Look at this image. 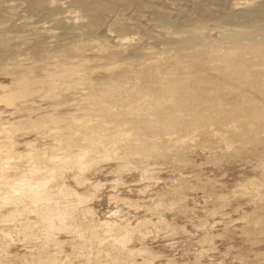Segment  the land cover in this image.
I'll use <instances>...</instances> for the list:
<instances>
[{"label":"bare ground","instance_id":"1","mask_svg":"<svg viewBox=\"0 0 264 264\" xmlns=\"http://www.w3.org/2000/svg\"><path fill=\"white\" fill-rule=\"evenodd\" d=\"M263 145L264 0H0V264H264ZM191 148L210 164L259 155L260 175L227 192L254 210L231 217L228 187L203 174L172 181L170 204L119 186L92 206L107 161L159 182V165L200 164ZM188 190L207 194L206 218L167 216L193 212Z\"/></svg>","mask_w":264,"mask_h":264},{"label":"rangeland","instance_id":"2","mask_svg":"<svg viewBox=\"0 0 264 264\" xmlns=\"http://www.w3.org/2000/svg\"><path fill=\"white\" fill-rule=\"evenodd\" d=\"M138 18H140V17H138ZM35 139H34V138ZM43 138H39L38 139V144L39 145H47L46 143H49L50 144V142H51V138L48 140V138L49 137H47L46 135L45 136H42ZM33 138V140H36V136H31V138L30 139H32ZM46 140H45V139ZM45 141V143H44V141ZM41 142V144H40V142ZM47 141H50V142H47ZM43 145H42V147H43ZM44 148V147H43ZM254 148H255V146H254ZM256 148L258 149V150H260V152L262 153V155L264 156V145L263 146H256ZM22 149H24V148H22ZM195 149L196 148H194V150H192V148L190 149V154L192 155V159H194V161H195V164L197 163V164H199V165H193V166H190V169H187V168H189V166H186V169L185 168H182V170H180V169H177V166H175L174 164H172L171 163V165H168V164H166L165 166L163 165H159L157 168L158 169H153L152 171L153 172H157V175L161 178V176L163 177V178H161V182L159 181H156V180H150V181H146V180H144L143 178H142V175H141V172H140V170H138V171H136L134 168V172H133V169H131L130 171L129 170H125V171H123V174H122V172L120 173L121 174V178L120 177H118V175H115L114 176V174H110L109 172L111 171V169H109L108 167H113V168H116V163H114V161H111V163H109L110 161H107L106 162V164L107 165H105V163H104V168H106V170L107 171H105V174H107V176L106 175H101L100 176V179H103L104 181H106V182H109V183H107L108 185H104L105 186V188L103 187V189H102V196L100 195L98 198H96L94 201H92V206H95L97 209H101V210H103L104 208H106V207H109L111 204H110V201H109V197H110V195L111 194H115V193H119L120 191H121V193L123 192V194L125 193L128 197H130V198H132L133 197V199H137L138 198V200H140V198H142L141 199V201L143 202V205H153L154 203H155V201L154 200H156L158 197L157 196H155V194L157 195V193L158 192H160L161 191V193L159 194V195H164V196H162L160 199L161 200H163V199H165V197H166V199H165V201L167 200V202L165 203V204H170V203H168V202H171L170 200H173V201H175L176 200V195H171V193H173V187L174 186H176L177 184L176 183H179L180 182V178H182L183 176L184 177H187L188 176V179H189V182H190V184L191 185H195L196 183H197V180H196V178L198 177L197 175L199 174H203L202 175V177L203 178H207V177H209L210 176V178H215V177H217V179H218V181H220L219 182V185L220 186H218V190H219V188L221 189V185H222V183H223V181H227V182H224V183H230V184H224L223 185V187H222V189H221V191L219 190H217V192H219V193H223V190H225V188H227V191L225 190V193H227V192H229V191H233L232 189H235L234 187L235 186H233V185H235V184H233L234 182H236V183H238L240 180H241V178L242 179H244V178H246V177H258L259 175H260V173H259V169L260 170H262V168H263V163L262 162H260V160H259V155H257V154H254V153H250V154H245V156L243 157V158H241V157H237V158H233V159H230L229 160V162L226 160L225 162H223V163H220V164H210V163H207V158H206V154L208 153V155L210 156V155H213L209 150H205V151H202V149H200V148H197V152L195 151ZM204 150V149H203ZM196 153H195V152ZM207 151V152H206ZM204 152H206V153H204ZM211 153V154H210ZM191 155H190V157H191ZM244 155V154H243ZM208 157V156H207ZM207 159V160H206ZM202 163V164H201ZM207 163V164H206ZM262 163V164H261ZM205 164V165H204ZM260 164V165H259ZM201 165H204V167L203 166H201ZM106 166V167H105ZM161 166H162V168H161ZM168 166V167H167ZM195 166L197 167V168H195ZM160 167V168H159ZM185 167V166H184ZM193 167V168H192ZM203 167V168H202ZM261 167V168H260ZM173 168V169H172ZM256 168H257V170H256ZM161 169V170H160ZM172 169V170H171ZM174 169H176V170H178V171H175ZM161 172H160V171ZM186 170V171H185ZM163 171V172H162ZM193 171V172H192ZM195 171V172H194ZM126 172V173H125ZM130 172V173H129ZM137 172H139V173H137ZM160 172V173H159ZM171 172H172V174H171ZM184 172V173H183ZM196 172H197V174H196ZM200 172V173H199ZM223 172V173H222ZM227 172H228V174H227ZM230 172V173H229ZM256 172H258V174L256 173ZM133 173V174H132ZM207 173V174H206ZM215 173V174H214ZM226 173V174H225ZM169 174H171V175H169ZM188 174V175H187ZM223 176H222V175ZM224 174H225V176H224ZM249 174V175H248ZM68 175V176H67ZM66 176H67V178L68 179H66L65 181L67 182V184H70L72 187H75V188H77V189H79V187L81 186V185H77L78 183L75 181V180H73V178H71L72 177V174L71 173H68ZM110 175V176H109ZM209 175V176H208ZM243 177H242V176ZM69 176H70V178H69ZM114 176V177H113ZM117 176V177H116ZM126 176V177H125ZM190 176H191V179H190ZM196 176V177H195ZM213 176V177H212ZM220 176H222V177H220ZM230 176V177H229ZM231 176H233V177H231ZM245 176V177H244ZM124 177V178H123ZM142 179H141V178ZM192 177H194V180H192L193 178ZM224 177V179H221V178H223ZM227 179H226V178ZM237 177V178H236ZM123 178V179H122ZM172 178H173V180H172ZM220 178V179H219ZM231 178H233V180L231 179ZM238 178H240L239 179V181H238ZM115 179H117L119 182H120V180L122 179V181L123 180H125V181H121V183H119L117 180V183H115L114 184V181H115ZM140 179V180H139ZM169 179H171V180H169ZM174 179H176V180H174ZM127 180V181H126ZM141 181V182H143V181H146L145 183L143 182V183H141V182H137V181ZM143 180V181H142ZM149 180V179H148ZM168 180V181H167ZM230 180V181H229ZM235 180H237V181H235ZM115 181V182H116ZM164 183H163V182ZM170 181V182H169ZM172 181H175V182H172ZM179 181V182H178ZM192 181V182H191ZM131 182V183H130ZM139 184H137V183ZM155 182L158 184L157 186H158V189H157V187H153V186H156V184H155ZM166 182V183H165ZM222 182V183H221ZM112 183V184H111ZM120 185H119V184ZM129 183V186H127V184ZM175 183V184H174ZM193 183V184H192ZM221 183V184H220ZM114 184V185H113ZM145 184H149V186H150V190H149V188H148V185H145ZM174 184V185H173ZM116 185V186H115ZM144 185H145V187H144ZM153 185V186H152ZM164 185H166V186H164ZM170 186L169 187V189H167V186ZM227 185V186H226ZM232 185V186H231ZM88 185H85V189H86V187H87ZM107 186V187H106ZM113 186V187H112ZM115 186V187H114ZM121 188H120V187ZM153 187V189H152V187ZM161 186V187H160ZM225 186V187H224ZM117 187H119L118 189H119V192H117L118 191V189H117ZM124 187V188H123ZM132 187V188H131ZM81 188L83 189V190H85L84 188H83V186H81L80 187V189L79 190H81ZM129 188H130V190H129ZM142 188H146V190H147V188H148V190H147V192L145 193V195L143 194V192H141V189ZM163 188V189H162ZM172 188V189H171ZM224 188V189H223ZM114 189V190H113ZM117 191H116V190ZM162 189V190H161ZM167 189V190H166ZM82 190V191H83ZM113 190V191H112ZM165 190V191H164ZM229 190V191H228ZM116 191V192H115ZM149 191V192H148ZM151 191H153V193H155L156 191H158L157 193H155V194H153ZM164 191V192H163ZM169 191H170V194H169ZM190 191V192H189ZM199 190H196V191H194V193H196V194H193V191H191V190H188V194H189V196L191 197H194V198H191L190 199V201H189V199H188V201H187V203L190 205V207H192L191 208V210H193V212H191L188 216H186V215H183L184 213H180V212H176L177 210H176V208H175V210L176 211H174L173 209L172 210H167L166 212H167V216H171V215H177L178 216V214H179V217L181 216V217H187L188 218V221H190V218L191 217H205L206 218V216H207V214L204 212V209L206 208V207H204V205H205V196H207V194L205 193V191L203 192V191H200V192H198ZM166 192V193H165ZM191 192H192V194H191ZM198 192V193H197ZM132 193V194H131ZM138 193H141V194H143V195H141V194H138ZM148 193V194H147ZM150 193V194H149ZM229 193H231V192H229ZM229 193H227L226 195L227 196H229V195H231V194H229ZM120 194V193H119ZM153 194V195H152ZM197 194H198V196H197ZM203 194V195H202ZM141 195V196H140ZM148 195V196H147ZM166 195V196H165ZM194 195V196H193ZM205 195V196H204ZM151 196V198H153V197H155L153 200L151 199V198H149ZM153 196V197H152ZM167 196H169V198H167ZM173 196V197H172ZM201 196V197H200ZM204 196V197H203ZM234 194L233 195H231L229 198H231L232 197V199H229V200H231V205H229V206H231V207H229V206H227V208L229 209H227V212H229V213H231V217H233V218H240V215H242V213H241V210L242 211H244V210H246V211H249L250 212V210H252V208H253V210H254V204H253V202L251 203L250 202V200L248 199V198H243V196H242V198L241 199H239L240 198V196L239 197H235L236 198V200L235 199H233L234 197ZM102 197H104V198H102ZM148 198V200H147V198ZM175 197V198H174ZM101 200H100V199ZM145 198H146V200H145ZM170 198H172V199H170ZM174 198V199H173ZM99 199V200H98ZM150 199V200H149ZM168 199H170V200H168ZM204 201H203V200ZM239 199V201H237ZM144 200L146 201V203L144 202ZM159 200V199H158ZM160 200V201H161ZM233 200V201H232ZM104 201V202H103ZM109 201V202H108ZM164 200L162 201V202H165ZM172 201V202H173ZM202 201V202H201ZM94 202H95V204H94ZM142 202H141V204H142ZM150 202V203H149ZM153 202V203H152ZM193 202V203H192ZM195 202H197V204L195 203ZM201 202V203H200ZM98 203V204H97ZM235 203H237V204H235ZM247 203H249V205L247 204ZM103 204V205H102ZM201 204V207H202V209H201V207L199 206ZM233 204H235V205H233ZM241 204V205H240ZM253 204V205H252ZM195 205V206H194ZM198 205V206H197ZM203 205V206H202ZM239 205L241 206V207H239ZM247 205V206H246ZM251 205V206H250ZM105 206V207H104ZM239 207V210L238 211H235L234 212V210H235V208L236 207ZM167 207H169V205L167 206ZM193 207H194V209H193ZM198 207V208H197ZM212 207V206H211ZM243 207V208H242ZM244 207L246 208V209H244ZM163 209H164V207H162ZM196 208H197V210H196ZM162 209V210H163ZM199 209V210H198ZM241 209V210H240ZM250 209V210H249ZM101 210H99V212L101 211ZM195 210V211H194ZM203 210V212H200L199 213V211H202ZM232 210H233V213H232ZM252 210V211H253ZM260 210V209H259ZM145 209L143 208V210H140V212L138 213L139 215H145L146 216V213H145ZM169 211V212H168ZM147 212V211H146ZM170 212H175V213H171L170 214ZM239 212V213H238ZM197 213V214H196ZM148 214V216H149V218H153V219H155V220H157V218H156V216H151V214L150 213H147ZM198 214H200L199 216H198ZM234 214V215H233ZM197 215V216H196ZM205 215V216H204ZM191 216V217H190ZM219 216V215H218ZM155 217V218H154ZM190 217V218H189ZM181 219L180 221H182L181 222V224H184L185 225V222H187V220L185 221L184 219H187V218H184V219ZM214 218H216V221H220L222 218H218V217H216V215H215V217ZM229 219V218H228ZM185 221V222H184ZM188 223V222H187ZM186 223V224H187ZM193 223L191 222V223H189V225H190V227H192V228H194V225H192ZM188 225V226H189ZM219 227L220 228H222V226L221 225H219L218 226V228L217 229H219ZM3 228H5V227H3ZM64 233V234H63ZM68 235L69 233H66V232H62L59 236L61 237V239H65V240H67V238H68V240L70 239H72L71 238V236L69 237V235L68 236H66V235ZM240 239L241 238H239V240H238V242H240ZM234 240H235V238H234ZM236 240H237V238H236ZM164 243H163V242ZM161 242H154L153 243V247H159V245H163V244H166V241H164V240H162ZM219 242H218V245H219V249H221V251L223 250V251H226V249H225V247H227L228 245V239H224V240H222V239H219L218 240ZM222 241H224L223 242V244H222ZM226 242V243H225ZM156 243H158V245L157 246H155V244ZM160 243V244H159ZM163 243V244H162ZM21 244V243H20ZM20 244H18L19 245V247H17V248H15L14 249V254L16 253V252H24L25 251V248H22V247H25L24 245H20ZM225 244V245H224ZM224 245V246H223ZM223 246V247H222ZM257 246H259L260 247V241L258 240V242H257ZM222 247V248H221ZM244 247H247V246H244ZM20 248H22V249H20ZM156 249H159V248H156ZM225 249V250H224ZM260 249V248H259ZM23 250V251H22ZM177 253H178V251H176ZM218 256H221V254L220 253H218L217 254ZM178 256H180L179 254H177V257ZM181 257V256H180ZM140 261H142V260H140ZM158 262V264H160V263H162V262H164V261H162V262H160V261H157Z\"/></svg>","mask_w":264,"mask_h":264}]
</instances>
